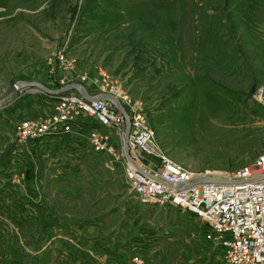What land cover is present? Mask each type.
<instances>
[{
  "label": "rangeland",
  "instance_id": "obj_1",
  "mask_svg": "<svg viewBox=\"0 0 264 264\" xmlns=\"http://www.w3.org/2000/svg\"><path fill=\"white\" fill-rule=\"evenodd\" d=\"M61 45L86 89L98 91L95 77L103 69L142 100L158 145L186 169L235 170L264 152V108L257 100L264 91V0H0V96L22 80L50 87L48 59ZM52 105L32 87L0 105V154L12 148L25 116ZM81 132L70 142L76 148L65 143L70 139L42 141H49L39 160L42 187L55 211L77 220L133 212L150 264L219 261L201 218L140 203L123 163L88 151L87 128ZM2 173L17 183L26 176L16 165ZM27 188L20 183L11 193Z\"/></svg>",
  "mask_w": 264,
  "mask_h": 264
},
{
  "label": "built area",
  "instance_id": "obj_2",
  "mask_svg": "<svg viewBox=\"0 0 264 264\" xmlns=\"http://www.w3.org/2000/svg\"><path fill=\"white\" fill-rule=\"evenodd\" d=\"M49 88L78 83L77 63L59 46L48 59ZM87 75V74H86ZM77 78V79H76ZM98 91L116 96L130 118L125 150L126 118L111 99L89 100L77 90L42 92L53 102L45 114L25 117L18 143L71 135L87 128L90 152L123 163L129 192L142 204L172 205L201 218L206 241L218 248L215 264H264V152L235 170L193 172L175 162L157 143L143 101L134 99L103 69L95 77ZM257 100L264 108V91ZM85 126V127H84ZM24 177V176H23ZM22 177V178H23ZM136 264H144L139 257Z\"/></svg>",
  "mask_w": 264,
  "mask_h": 264
},
{
  "label": "crops",
  "instance_id": "obj_3",
  "mask_svg": "<svg viewBox=\"0 0 264 264\" xmlns=\"http://www.w3.org/2000/svg\"><path fill=\"white\" fill-rule=\"evenodd\" d=\"M29 116L32 114L25 117ZM71 134L84 136L81 130ZM47 138L62 143L70 139L69 143H65L72 148L77 146L70 143L73 141L71 135ZM44 139L28 141L27 146L15 139L11 142L12 148L8 147L0 154V180H4L0 183V192L14 196L7 194L5 197L0 193V263L136 264L135 258L139 257L144 264H150L141 253L148 250H145V245L140 246V230L135 228L129 217L133 212L105 211L95 218L84 216L77 220L71 214L62 213L59 208L55 207L56 211L53 209L48 199L50 194H47L45 186L42 187L39 166V160L46 151L44 146L49 143L42 142ZM29 158L35 159L37 166L32 165ZM13 165L20 167L22 175H26L19 177V183L11 179L6 181L2 173V170L10 171ZM26 182L28 188L25 193L19 191L16 196L11 193L16 192L20 183ZM2 198L7 201L6 204H2ZM28 225L32 228L29 229Z\"/></svg>",
  "mask_w": 264,
  "mask_h": 264
},
{
  "label": "water",
  "instance_id": "obj_4",
  "mask_svg": "<svg viewBox=\"0 0 264 264\" xmlns=\"http://www.w3.org/2000/svg\"><path fill=\"white\" fill-rule=\"evenodd\" d=\"M26 87H32V88H36L45 92H62V91H68V90H77L80 94H82L83 96H85L87 99L89 100H94V99H109L111 98L117 105V107L123 112V114L125 115L126 118V135H125V150L126 152H128V147H127V137L129 136V131L131 128V122H130V118L129 116L126 114L121 101L114 95L109 94V93H103L100 94L98 96H92L90 95L85 86L81 83H72L69 84L67 86H64L60 89H51L48 86H46L44 83L39 82V81H17L15 82L13 85H11L1 96H0V105H2L3 103L11 100L12 98H14L18 92Z\"/></svg>",
  "mask_w": 264,
  "mask_h": 264
}]
</instances>
